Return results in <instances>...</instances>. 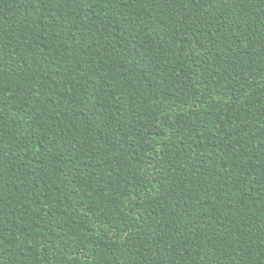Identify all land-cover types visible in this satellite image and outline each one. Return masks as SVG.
Returning a JSON list of instances; mask_svg holds the SVG:
<instances>
[{
  "label": "trees",
  "instance_id": "trees-1",
  "mask_svg": "<svg viewBox=\"0 0 264 264\" xmlns=\"http://www.w3.org/2000/svg\"><path fill=\"white\" fill-rule=\"evenodd\" d=\"M0 264H264V0H0Z\"/></svg>",
  "mask_w": 264,
  "mask_h": 264
}]
</instances>
